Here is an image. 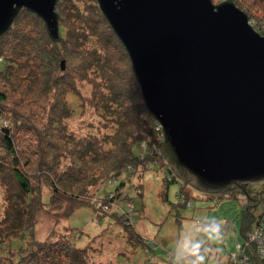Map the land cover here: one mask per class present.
Segmentation results:
<instances>
[{
	"label": "trees",
	"instance_id": "1",
	"mask_svg": "<svg viewBox=\"0 0 264 264\" xmlns=\"http://www.w3.org/2000/svg\"><path fill=\"white\" fill-rule=\"evenodd\" d=\"M86 1L71 0V8L77 10L71 13L68 23L62 22L59 15L57 41L51 38L38 14L21 9L20 12L38 19L44 31L41 41L27 29L19 31L17 44L22 49L29 48L33 55H28L26 63L13 61L6 76L4 34L15 28L20 12L8 31L0 35V106L12 84L18 92L25 88L27 96L19 99L18 103L22 99L23 104L13 102V112L7 110V116L3 115L5 108L2 111L0 107V139L4 153L8 154L0 158V264H85L88 248L93 246L90 237L89 242L84 241L83 231L70 226L63 228L64 234L56 235L53 230H46L45 221L40 220L41 211H51L48 205L55 211L66 202L74 204L73 211L89 206L96 212L101 202L117 204V217L130 221L127 224L130 228L124 233L127 242L142 243L140 239L145 236L132 222L133 202L126 191L127 183L139 174L136 192L141 195L144 192L141 177L150 169L142 165H157L159 157L164 171V196L172 184H177L176 205H192V192L196 190L186 186L164 160L160 151L163 129L142 98L126 49L100 10L98 0H89V10L84 6ZM63 45L69 48L60 52ZM16 48L21 47L13 48L14 51ZM74 56L79 58L76 61L79 67L84 66L76 75L90 78L95 85L90 100L92 108L99 112L98 132L76 133L69 129L68 120L76 113V106L63 95L74 84L72 79L67 82L65 76L66 65L76 63ZM63 90L66 91L63 93ZM46 100L50 102L45 103ZM4 118L10 125L3 122ZM2 147L0 144L1 157ZM246 193L251 196L250 191ZM250 200L254 203L243 207L240 213L241 238L236 243V251L223 256L216 253L214 264H244L246 257L249 264H264V248L258 240L250 241L251 234L263 233L264 216L257 212L260 199L252 195ZM261 203L264 210V197ZM101 217L100 225L110 223ZM130 234L134 237L129 238ZM96 248L93 251L101 249Z\"/></svg>",
	"mask_w": 264,
	"mask_h": 264
},
{
	"label": "water",
	"instance_id": "2",
	"mask_svg": "<svg viewBox=\"0 0 264 264\" xmlns=\"http://www.w3.org/2000/svg\"><path fill=\"white\" fill-rule=\"evenodd\" d=\"M57 2L0 0V35L27 8L59 40ZM98 5L163 129L160 151L174 174L207 195L246 193L264 182V36L247 14L232 0Z\"/></svg>",
	"mask_w": 264,
	"mask_h": 264
},
{
	"label": "rangeland",
	"instance_id": "3",
	"mask_svg": "<svg viewBox=\"0 0 264 264\" xmlns=\"http://www.w3.org/2000/svg\"><path fill=\"white\" fill-rule=\"evenodd\" d=\"M212 1L214 4H219L225 0ZM88 2L89 0L86 1L84 5L87 10H89V7L87 6ZM232 2L247 14L250 24L256 31L264 36V0H232ZM70 3L71 0H59V4L56 5L57 13H59L62 22L64 23H68L72 18L70 16L72 15L71 13L76 12L77 10L71 8ZM42 26L43 25L38 19H33V17L25 13V11L20 12L19 17L16 19L15 28H13L11 32L9 31L4 34L5 47L3 55L4 60L7 61L5 64L6 68L4 67L5 76L10 73L9 66L13 61L16 63L18 61L26 63L25 60L28 58V55L31 54L29 48L25 50L22 49V45L20 46L17 44L16 41L20 35L19 31L27 29L38 41H41L40 39L43 35L41 32L44 31ZM15 47L21 48H16V51H14L13 48ZM68 48L67 45H63V48L59 51L63 52ZM65 53L67 54V52ZM32 55L33 54H31V56ZM64 58L68 60L66 57ZM69 59L72 58L69 57ZM73 60L75 62L79 60L78 56H74ZM82 68H84V66L82 65L79 67L78 62L70 65V67L66 65L65 68L67 69L65 71L66 81L69 82V80L72 79L74 84L70 90H67L63 97L71 105L76 106V113L72 115L70 120H68V125L69 129H73L76 133H87L90 130H96V132H98L99 129L96 128H98V121L100 119L98 115L99 112L92 108L93 106L90 100L91 92L93 88H95V85L91 82L90 78L84 79L76 75V72H82ZM0 75L2 76L1 73ZM6 91H8L7 99H4V102H2L0 106L2 111L3 107L5 108L3 111V113H5L3 114L4 116H7L9 111L13 112L16 103L23 104V102H21L23 101L22 99L20 103H18V101L25 96L26 89L23 88L18 92V89L12 84V86L7 88ZM65 91L66 90H63L62 92L64 93ZM28 97L31 99L32 96L30 95ZM46 102L49 103L50 101L46 100L45 103ZM3 122L6 123V125H10L5 118ZM101 132H103V129ZM0 144L2 147L1 139ZM4 155L5 157L8 156L7 152L5 154L3 149L2 157L0 156V158L4 159ZM151 158L152 157H150L149 160H153ZM157 159L160 164V157ZM147 165L148 166H146V164L142 165V168L143 166L150 168L149 170H146L141 177L144 192H142L141 195L136 192V185H138V182L140 181L139 174L132 176L130 182L127 181L129 186H127L126 189L132 197L131 201L133 202L132 222L138 232L145 236V238L143 237L140 239L142 243H138L137 241L127 242L124 233L125 230L130 228L127 226L130 221L129 219H126V217H117L115 210H118V206L117 204L114 205L113 202L110 204L101 202L97 212L89 206H83L82 208L73 211L74 204H70V202H66L61 209H58L59 211H52L51 205H48V208H50L51 211L47 209L40 213V220L46 222H44L43 227L46 228V230L47 228L50 231L53 230L57 235L64 234L65 232L63 228L70 226L83 231L84 241L89 242L90 240L88 239L90 237V239H92V243L90 244L94 247H100L101 249L96 251V247L94 248L91 246V248H88L89 258L85 264H174L176 242L181 239V235L192 231L197 220H200L199 222L202 223L211 220L222 222L221 236L219 239L209 240L202 233L196 234V237L192 239V243L194 244L200 243L201 238L205 241L200 249V255L204 256V264H214L216 261V253L218 256H223L224 253H234L236 251V243L239 238H241V210L250 203H254V200L248 199L249 195L247 196L245 192H237V190H242L241 188H234L232 194L223 197L193 191L194 198L192 197V205L188 207H179V203L177 205L175 203V189L178 188V185L172 184L167 191V196H164L162 187L164 184V171L161 168V164L159 166ZM251 184L254 183H248V185ZM263 185L264 182L251 188L249 190L251 196L255 195L257 199H259L256 192H261V190L264 189ZM259 187L261 189L257 190ZM263 197L264 192L261 193V199ZM261 199L257 207V212L264 214ZM182 202L183 200H181V203ZM85 204L88 203L83 202V205ZM123 204V206H125V203ZM103 210L107 212L102 214L101 211ZM129 213L130 212H128L127 215L128 217ZM111 214L114 215L110 216ZM100 217L102 219L105 218L104 221L109 219L108 221L110 223L107 222L100 225ZM114 218H116V220ZM58 237L61 238L62 235ZM131 237L133 238L134 236L130 234L129 238ZM94 249L96 250L93 251ZM195 258V256L186 257L187 260ZM246 264H249V260Z\"/></svg>",
	"mask_w": 264,
	"mask_h": 264
},
{
	"label": "clouds",
	"instance_id": "4",
	"mask_svg": "<svg viewBox=\"0 0 264 264\" xmlns=\"http://www.w3.org/2000/svg\"><path fill=\"white\" fill-rule=\"evenodd\" d=\"M222 222L215 220L206 223L196 222L193 229L189 233L181 235V239L176 242V252L174 254V264H204V256L200 255L201 246L204 239H200V243H192V239L196 234L202 233L209 240L219 239L221 236ZM195 256V259L187 260L186 257Z\"/></svg>",
	"mask_w": 264,
	"mask_h": 264
},
{
	"label": "built area",
	"instance_id": "5",
	"mask_svg": "<svg viewBox=\"0 0 264 264\" xmlns=\"http://www.w3.org/2000/svg\"><path fill=\"white\" fill-rule=\"evenodd\" d=\"M262 216H264V214L262 215ZM262 222V221H261ZM263 225H264V217H263ZM262 230V229H261ZM263 231V233H260V231H259V233H256V234H251L250 235V241H255V240H258V242L262 245V247L264 248V230H262ZM240 248H239V255H240V257L242 256V254H241V252H240V250H241V246H239ZM239 257V258H240ZM247 261H248V259H247V257L245 258V262H244V264H246L247 263Z\"/></svg>",
	"mask_w": 264,
	"mask_h": 264
}]
</instances>
